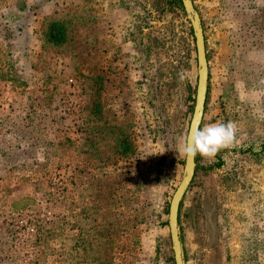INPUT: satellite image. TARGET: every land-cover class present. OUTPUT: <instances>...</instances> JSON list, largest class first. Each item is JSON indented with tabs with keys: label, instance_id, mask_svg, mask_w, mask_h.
Masks as SVG:
<instances>
[{
	"label": "rangeland",
	"instance_id": "374dc122",
	"mask_svg": "<svg viewBox=\"0 0 264 264\" xmlns=\"http://www.w3.org/2000/svg\"><path fill=\"white\" fill-rule=\"evenodd\" d=\"M193 3L208 62L200 128L237 132L196 156L183 264H264V0ZM51 20L68 28L61 45L46 40ZM197 76L182 5L0 0V264H174L168 207Z\"/></svg>",
	"mask_w": 264,
	"mask_h": 264
},
{
	"label": "water",
	"instance_id": "95a60500",
	"mask_svg": "<svg viewBox=\"0 0 264 264\" xmlns=\"http://www.w3.org/2000/svg\"><path fill=\"white\" fill-rule=\"evenodd\" d=\"M183 9L191 25V30L195 40L197 58V85L195 102L192 116L189 122L188 132L192 129L200 128L204 114L208 87V62L206 56L205 39L200 15L193 3V0H181ZM187 132V133H188ZM196 168V158L185 159L183 175L177 185L168 207V228L172 243L174 264H183L182 245L179 236V207L181 200L190 185Z\"/></svg>",
	"mask_w": 264,
	"mask_h": 264
},
{
	"label": "clouds",
	"instance_id": "9594fccd",
	"mask_svg": "<svg viewBox=\"0 0 264 264\" xmlns=\"http://www.w3.org/2000/svg\"><path fill=\"white\" fill-rule=\"evenodd\" d=\"M236 132V125L232 121L192 129L180 137L177 156L193 160L199 154L203 158L213 159L222 149L234 146Z\"/></svg>",
	"mask_w": 264,
	"mask_h": 264
},
{
	"label": "trees",
	"instance_id": "16d2710c",
	"mask_svg": "<svg viewBox=\"0 0 264 264\" xmlns=\"http://www.w3.org/2000/svg\"><path fill=\"white\" fill-rule=\"evenodd\" d=\"M174 5H182L181 0H169ZM46 40L54 46L63 44L68 39V28L64 21L51 20L45 30ZM120 140V141H119ZM122 146L125 152L130 148V142L127 143L118 137L116 140V147ZM180 209V207H179Z\"/></svg>",
	"mask_w": 264,
	"mask_h": 264
}]
</instances>
